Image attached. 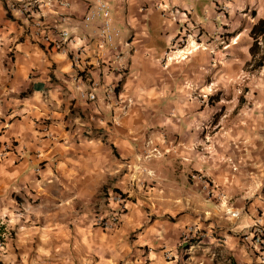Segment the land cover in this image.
Returning <instances> with one entry per match:
<instances>
[{
  "label": "crops",
  "instance_id": "1",
  "mask_svg": "<svg viewBox=\"0 0 264 264\" xmlns=\"http://www.w3.org/2000/svg\"><path fill=\"white\" fill-rule=\"evenodd\" d=\"M95 1L64 8L57 0H0V233H11L0 264H145L149 234H163L168 224L127 204L117 227L105 229L98 219L118 204L104 193H140L149 137L164 155L173 147L198 167L212 166L205 152L210 112L192 90L206 91L212 78L230 87L229 72L244 73L251 29L264 19V0H230L234 13L252 16L233 21L236 35L224 51L215 46L230 23L214 15L213 0H110L112 41L101 46L99 24L82 23ZM22 3L36 4L54 37L63 28L72 32L64 50L30 35L32 17ZM213 34L220 38L212 41ZM215 48L228 59L218 60ZM249 124L254 130L241 134L249 137L248 151L237 161L264 172V132Z\"/></svg>",
  "mask_w": 264,
  "mask_h": 264
},
{
  "label": "rangeland",
  "instance_id": "2",
  "mask_svg": "<svg viewBox=\"0 0 264 264\" xmlns=\"http://www.w3.org/2000/svg\"><path fill=\"white\" fill-rule=\"evenodd\" d=\"M213 12L230 23L221 35L224 40L220 42H224L215 46L225 51L231 36L236 35V29L230 31L233 21L243 16L250 22L252 14L246 10L234 13L230 0H213ZM246 21L244 25H248ZM217 38L220 37L213 34L212 41ZM182 45L181 49L185 47ZM261 46L264 48V40ZM216 48L212 52L218 60H227L228 55H220ZM187 56L186 53L180 58ZM251 61L252 57L246 63L244 73L229 72L231 85L226 89H221L212 78L207 81L206 91L192 90L202 108L207 105L210 112L206 123L209 145L205 152L212 158L211 167H198L188 153L173 147L164 151V155L149 137L145 161L148 169L140 167L146 179L140 188L134 186L140 193L128 197L129 193L111 188L125 196L129 206L145 211L150 221L168 224L163 234H149L145 264H241L243 259L261 257L256 240L264 238V172L247 167L241 169L237 161L238 155L248 146L249 137L242 141L241 134L254 130L249 121L260 124V130L264 132L261 124H264V84L261 79L264 74L262 68L254 69L255 63ZM168 114L177 115L175 110ZM160 128L162 126H148L146 130L151 132ZM260 135L263 142L264 134ZM204 148L199 146L202 153ZM140 231H132L130 239L138 238ZM192 239H199L202 245H194Z\"/></svg>",
  "mask_w": 264,
  "mask_h": 264
},
{
  "label": "built area",
  "instance_id": "3",
  "mask_svg": "<svg viewBox=\"0 0 264 264\" xmlns=\"http://www.w3.org/2000/svg\"><path fill=\"white\" fill-rule=\"evenodd\" d=\"M61 6L64 8H70L75 0H57ZM87 1V0H86ZM43 2V0H35L36 4ZM36 4L22 3L19 8L21 12L26 14L28 17H32L30 35L41 43L49 44L58 50H64L67 43L72 40V32L67 28L60 30L58 37H54L50 33L51 26L43 21V19L38 15V7ZM112 7L110 0H96L91 2L89 10L84 15L82 23L85 26H89L92 22L96 21L99 26L97 32L101 38V46L105 44H110L112 41ZM263 44V40H260ZM89 99L95 100V94H88ZM104 198L108 201H112L118 204V207L111 211V214L106 217H101L98 219V224L103 226L105 229L113 230L121 222V215L123 211L127 208V198L121 193L114 191L113 189H106L104 193ZM11 235L10 232L6 230L0 233V247L4 246L5 240ZM260 246L261 251V264H264V238H258L256 240Z\"/></svg>",
  "mask_w": 264,
  "mask_h": 264
},
{
  "label": "trees",
  "instance_id": "4",
  "mask_svg": "<svg viewBox=\"0 0 264 264\" xmlns=\"http://www.w3.org/2000/svg\"><path fill=\"white\" fill-rule=\"evenodd\" d=\"M250 35L254 42L251 46L252 63H255L254 69H260L264 65V48L261 46L260 37L264 35V19H260L251 29ZM1 231V230H0ZM194 245H202L199 239H192Z\"/></svg>",
  "mask_w": 264,
  "mask_h": 264
}]
</instances>
